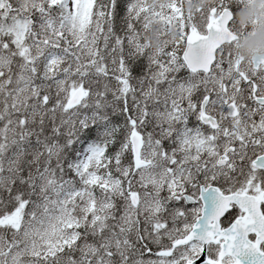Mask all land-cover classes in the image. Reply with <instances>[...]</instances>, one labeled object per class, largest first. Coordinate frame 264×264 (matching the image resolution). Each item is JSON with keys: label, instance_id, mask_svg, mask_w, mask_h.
<instances>
[{"label": "snow or ice", "instance_id": "6c2138e0", "mask_svg": "<svg viewBox=\"0 0 264 264\" xmlns=\"http://www.w3.org/2000/svg\"><path fill=\"white\" fill-rule=\"evenodd\" d=\"M0 0V264H264V61L225 0Z\"/></svg>", "mask_w": 264, "mask_h": 264}, {"label": "trees", "instance_id": "16d2710c", "mask_svg": "<svg viewBox=\"0 0 264 264\" xmlns=\"http://www.w3.org/2000/svg\"><path fill=\"white\" fill-rule=\"evenodd\" d=\"M177 2L178 0H132L134 16L139 17L138 27L148 51L160 52L180 40L181 33L177 24L166 21L169 9ZM218 3L219 0H184L183 12L185 16H193L198 20L202 13H207ZM225 3L234 10L235 15H240V11L244 9V0H225ZM140 6L143 7L141 12ZM144 26L147 27L143 28ZM259 30L264 31V26L260 25Z\"/></svg>", "mask_w": 264, "mask_h": 264}, {"label": "rangeland", "instance_id": "374dc122", "mask_svg": "<svg viewBox=\"0 0 264 264\" xmlns=\"http://www.w3.org/2000/svg\"><path fill=\"white\" fill-rule=\"evenodd\" d=\"M139 9V12H141L143 7L140 6ZM244 10V16L237 18L235 26H241L242 28H236L244 31L245 37L250 40L251 45L248 49L250 52L264 50V33L259 30L260 25L264 26V0H244ZM196 22L200 30H202L204 28L203 22L200 20H196ZM146 27L144 26L143 28ZM253 28L255 29L252 30Z\"/></svg>", "mask_w": 264, "mask_h": 264}, {"label": "water", "instance_id": "95a60500", "mask_svg": "<svg viewBox=\"0 0 264 264\" xmlns=\"http://www.w3.org/2000/svg\"><path fill=\"white\" fill-rule=\"evenodd\" d=\"M252 61H253V63H259L261 61H264V53H262V54H254L252 56Z\"/></svg>", "mask_w": 264, "mask_h": 264}, {"label": "clouds", "instance_id": "9594fccd", "mask_svg": "<svg viewBox=\"0 0 264 264\" xmlns=\"http://www.w3.org/2000/svg\"><path fill=\"white\" fill-rule=\"evenodd\" d=\"M253 43H255V42H253Z\"/></svg>", "mask_w": 264, "mask_h": 264}]
</instances>
